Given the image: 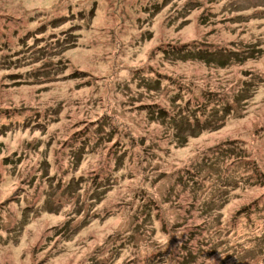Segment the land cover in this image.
<instances>
[{
	"label": "rangeland",
	"instance_id": "obj_1",
	"mask_svg": "<svg viewBox=\"0 0 264 264\" xmlns=\"http://www.w3.org/2000/svg\"><path fill=\"white\" fill-rule=\"evenodd\" d=\"M0 264H264V0H0Z\"/></svg>",
	"mask_w": 264,
	"mask_h": 264
},
{
	"label": "trees",
	"instance_id": "obj_2",
	"mask_svg": "<svg viewBox=\"0 0 264 264\" xmlns=\"http://www.w3.org/2000/svg\"><path fill=\"white\" fill-rule=\"evenodd\" d=\"M91 10H92V9H91ZM91 10L89 11V13L91 12ZM80 74H81V73H80ZM153 85L156 87V88L154 87V88H155L154 90H156V89H158V88L160 87L158 83L153 84ZM160 113H163V112L160 111ZM112 137H114V135H112V134L109 133V135L106 136V140H109V139L112 138Z\"/></svg>",
	"mask_w": 264,
	"mask_h": 264
}]
</instances>
